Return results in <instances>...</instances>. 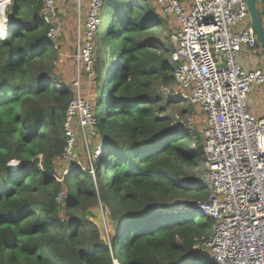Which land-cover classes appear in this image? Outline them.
<instances>
[{"label":"trees","instance_id":"trees-1","mask_svg":"<svg viewBox=\"0 0 264 264\" xmlns=\"http://www.w3.org/2000/svg\"><path fill=\"white\" fill-rule=\"evenodd\" d=\"M145 7L105 4L108 22L95 34L93 62L101 92L91 108L103 153L94 174L69 167L59 179L61 125L73 91L39 76L54 51L42 2L11 1L0 31V264H215L193 249L211 234L212 221L170 211L180 205L170 204L176 196L203 199L208 188L190 172L202 164V144L191 146L189 133L172 126L169 100L160 101L157 81H172L171 63L157 55L160 40L143 38L162 24ZM257 9L264 25V6ZM97 200L113 223L105 240L84 216Z\"/></svg>","mask_w":264,"mask_h":264},{"label":"built area","instance_id":"built-area-1","mask_svg":"<svg viewBox=\"0 0 264 264\" xmlns=\"http://www.w3.org/2000/svg\"><path fill=\"white\" fill-rule=\"evenodd\" d=\"M1 1L5 8L12 0ZM40 1L47 37L56 40L61 36L57 0ZM106 1L88 0L77 28L78 75L80 66L94 75L95 34ZM140 1L173 16L175 25L168 34L172 91L204 114L201 141L207 194L171 212L197 213L212 221L205 247L215 264H264V107L256 114L248 102L251 85L264 86V66L247 67L248 60L243 59L244 54L263 56L246 0ZM255 3L264 6V0ZM7 23L6 18L4 28ZM73 86L79 90V79ZM95 124L85 99L77 95L68 101L61 125L64 162L78 158L77 137L87 144ZM62 197L58 193L56 199Z\"/></svg>","mask_w":264,"mask_h":264},{"label":"rangeland","instance_id":"rangeland-1","mask_svg":"<svg viewBox=\"0 0 264 264\" xmlns=\"http://www.w3.org/2000/svg\"><path fill=\"white\" fill-rule=\"evenodd\" d=\"M137 2L146 5L145 11L146 12H152L154 15H158L162 19V24L159 28H153L149 33L144 34V39H152L156 38L162 42V48H160L157 52L158 56H162L163 58L167 59L169 64V40H168V34L170 33L172 27L175 25V21L173 16L167 15L162 13L155 5L154 3H142L140 0H137ZM11 3V2H10ZM10 3L6 5V7L3 10V13L5 14L6 18L9 19L8 10L10 8ZM87 3L88 0H57V11H58V18L61 24V36L54 40V51L52 52V58H49L47 61H44L41 65V68H43V73L39 76H48L51 77V79L57 83L58 87L62 88H68L73 91V96L71 99L77 95L81 96L83 99H85L90 107L93 109L95 105V101L98 95H100L101 91L97 92V87H99L98 83L95 80L96 74L94 73L93 76H89V73L84 71L83 67L80 66V73L78 75L77 73V64L75 59V52H76V35H77V28L79 27V24H82L83 16L86 13L87 9ZM105 11V9H104ZM103 11V12H104ZM101 14L102 22L104 23V29H106L107 22H108V16L107 12ZM103 15V16H102ZM3 15L2 18L6 19ZM248 21V18L246 19ZM4 25V24H3ZM4 28V26H2ZM96 40V38H95ZM257 47L259 48V43L257 44ZM110 48V44L107 43L106 45V65L112 68L114 66V56L110 54V51H108ZM96 50V46H95ZM256 55H253L250 57L249 55L244 54V59L251 60L252 58L255 60L259 59L261 56L259 53H255ZM264 58V55L262 56ZM95 58V52L94 56ZM264 60V59H263ZM170 72L171 75L174 72V67L170 65ZM94 68V66H93ZM95 72V71H94ZM79 79V90L77 88H74L73 82ZM106 82V81H105ZM104 82V83H105ZM157 92L159 93V96L162 98L161 102H166V100H169L166 103V112L171 116L172 118V126L177 127V129H183L185 132L189 133V140L192 147H195L196 144H202L201 141V131L204 127V114L199 109L198 106L191 104L187 101H180L176 97L175 93L172 91L174 88L173 80L170 81L169 84H165L161 82L160 80L157 81ZM248 102L249 105L256 106V108L260 109V112H262L264 107V87L261 85H251V90L248 95ZM251 108V107H250ZM91 109V110H92ZM192 128V133H191ZM88 137V136H87ZM88 143L86 144L80 137H77L76 142V149L78 152V158L71 163H66L64 160H59L55 164V173L59 177V179H62L66 173L69 171V167H80L82 171L84 172H93V168L95 163L98 162L100 157L103 153V140L101 136L95 131V134L92 137L88 138ZM202 158V164L198 167L193 168L190 170L191 174L200 177L203 180V174L205 172L204 167V159ZM17 161L13 164L12 162L9 163L11 168H16L18 166ZM93 167V168H92ZM108 175L107 173L105 176ZM65 191V190H64ZM64 191H60L59 193H62V199L65 197ZM57 195L55 197V200L58 202H61V200H57ZM192 200L191 198L188 199L186 197H178L172 199L170 204L178 203L183 204L190 202ZM159 208V205H157ZM86 211H90L91 213H97L101 218V222L99 220H92L90 217L86 215ZM110 210H108L106 207L103 206V204L97 200V202H92L86 209L84 216L94 223L97 227V229L100 231V238L107 239V234L110 232H113V223L110 220L109 217ZM173 213V212H172ZM79 216L83 217L82 214H79ZM59 217L61 219H64V215L60 213ZM101 224L104 227V234L101 232L100 227ZM207 238H200L194 241L193 249L196 251V254L200 255H207L209 251L205 247ZM116 262H114L115 264ZM117 264V263H116ZM212 264V263H211Z\"/></svg>","mask_w":264,"mask_h":264},{"label":"water","instance_id":"water-1","mask_svg":"<svg viewBox=\"0 0 264 264\" xmlns=\"http://www.w3.org/2000/svg\"><path fill=\"white\" fill-rule=\"evenodd\" d=\"M246 5L249 11L251 25L256 33L257 40L259 42V45L264 55V25H263L262 19L258 13L255 0H246ZM185 205L189 206L190 204H180L179 206L173 207L171 210H174L178 207L185 206ZM86 215L90 217L92 220H99L101 222V218H100L101 215L97 213H91L90 211L88 212L86 211ZM100 230L104 234L105 230L102 224H101Z\"/></svg>","mask_w":264,"mask_h":264},{"label":"crops","instance_id":"crops-1","mask_svg":"<svg viewBox=\"0 0 264 264\" xmlns=\"http://www.w3.org/2000/svg\"><path fill=\"white\" fill-rule=\"evenodd\" d=\"M250 57H252V56H250ZM244 59V58H243ZM264 58L262 57V56H260L259 57V59H251L250 61L248 60L245 64L247 65V67H254V66H257L258 64H260V65H262V66H264V60H263ZM245 61H246V59H244ZM251 107V110L254 112V113H256V114H259V112H260V109L259 108H256V106H254V105H252V106H250Z\"/></svg>","mask_w":264,"mask_h":264},{"label":"bare ground","instance_id":"bare-ground-1","mask_svg":"<svg viewBox=\"0 0 264 264\" xmlns=\"http://www.w3.org/2000/svg\"><path fill=\"white\" fill-rule=\"evenodd\" d=\"M3 10H4V7H3V4H2V1L0 0V28L3 26L4 22L6 19L2 18L3 15L5 16V14L3 13ZM6 18V16H5Z\"/></svg>","mask_w":264,"mask_h":264},{"label":"clouds","instance_id":"clouds-1","mask_svg":"<svg viewBox=\"0 0 264 264\" xmlns=\"http://www.w3.org/2000/svg\"><path fill=\"white\" fill-rule=\"evenodd\" d=\"M107 3V1L105 2V4ZM105 4H104V7H105ZM104 7H103V10H102V12L104 11ZM102 12H101V14H102ZM8 19V18H7ZM101 20H102V17H101ZM8 23H9V19H8ZM8 23H7V25H8ZM4 28H2L1 27V30H3ZM95 38H96V36H95ZM96 41V40H95ZM259 43V42H258ZM95 45V44H94ZM261 48V47H260ZM94 59V58H93ZM169 61H170V59H169ZM93 62H94V60H93ZM94 69V68H93ZM117 264H119V263H117Z\"/></svg>","mask_w":264,"mask_h":264}]
</instances>
